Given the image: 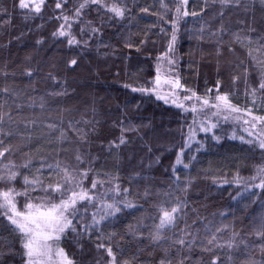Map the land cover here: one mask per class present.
Segmentation results:
<instances>
[{
  "label": "trees",
  "instance_id": "1",
  "mask_svg": "<svg viewBox=\"0 0 264 264\" xmlns=\"http://www.w3.org/2000/svg\"><path fill=\"white\" fill-rule=\"evenodd\" d=\"M84 2L44 0L37 13L20 0H0V175L17 173L0 181V193L30 189L24 177L64 185L67 168L80 186L74 181L64 198L72 190L92 197L78 201L77 231L60 241L74 264H111L109 247L115 264H264V149L257 139L264 119H255L264 118V5L101 0L77 16ZM113 4L123 17L103 6ZM73 37L78 43L69 44ZM158 66L159 76L178 77L181 87L157 92ZM192 92L209 105L184 99ZM217 94L240 109L234 118H222L231 111L223 107L212 115ZM39 188L31 197L43 196ZM15 202L24 211L30 201L18 195ZM173 207L174 223L158 228ZM13 229L0 215V264H24Z\"/></svg>",
  "mask_w": 264,
  "mask_h": 264
},
{
  "label": "snow or ice",
  "instance_id": "2",
  "mask_svg": "<svg viewBox=\"0 0 264 264\" xmlns=\"http://www.w3.org/2000/svg\"><path fill=\"white\" fill-rule=\"evenodd\" d=\"M97 3L99 4L101 0H85L84 3L79 5V8L76 10V15L79 16L82 9H84L88 3ZM187 0H184L186 3ZM222 4H229L231 0H220ZM44 3V0H39V2H34L32 5L26 2V0H20V7L22 9L32 8L35 12L39 13L41 10V5ZM236 3L239 4V0H236ZM261 5H264V0H260ZM104 7H108V10L115 14L117 17H123L124 9L113 4L111 7L108 5H103ZM57 8L61 7L60 3L56 4ZM146 11V9H145ZM177 13H180V8L176 9ZM184 15H188L187 12ZM195 15V13H193ZM69 18L67 16L64 17V20L67 21ZM63 25L61 29H63ZM93 31H97V29H93ZM163 31V30H162ZM61 36L66 35V33L61 30L58 33ZM56 35V33H54ZM176 32L175 27L173 33L171 35L170 42L168 44V52L174 51V44L176 42ZM69 44L78 43L75 38H71L68 41ZM167 57V53L163 57L159 59H165ZM169 65L175 63L174 60H167ZM71 63L76 64L75 60H72ZM262 65L261 69V82L259 83V89L264 90V61H260ZM247 71V70H245ZM160 68L157 67V77L156 82L159 83ZM236 79V78H234ZM174 84L175 87H181L179 83V78L177 77L174 81H170ZM133 91H137V89H133ZM141 92L148 91L147 89H139ZM218 91V89H217ZM256 89L252 90V94L255 95ZM195 97V99L202 102V105H209L208 99H202L197 96L195 92H192L191 96H185L184 99L191 100ZM157 99H164L165 103H168V99L165 96L157 95ZM217 103L212 104L211 107L217 109L216 112H213L212 115H219L221 108L230 109L231 111L238 112L240 109L236 108L229 102V97L227 94H217L215 97ZM172 103L176 104L177 107L184 108L183 103H177L176 100H173ZM188 109H185L187 111ZM192 112H196L197 109L195 106L191 108ZM227 119V117H225ZM256 120H262L264 118L255 117ZM247 123V121H245ZM216 125H212L215 127ZM253 128L256 127L255 124L252 125ZM207 130V129H205ZM250 135L252 133H249ZM258 146L261 149H264V132L257 133ZM252 143V141H248ZM125 143L123 136L120 138V144ZM3 153H0L2 156ZM76 160L78 162H83L80 154L76 155ZM177 164L181 163L180 156L177 157ZM23 167H28L27 164H24ZM59 167V165H57ZM187 167V165H185ZM64 171V185L57 183L55 186L48 185L47 187L43 186L42 181L38 178L29 180L27 177H24V184L26 186H31L29 189L26 187L24 192H15L14 189H8L0 193V215L4 216L11 225L14 226L13 231H15L20 238V244L23 249V257L24 264H74L72 260H70L65 253L64 249L60 247V241L65 236L66 232L70 229L72 232H76V227L73 225L72 220L76 217L78 209L76 207L78 201L88 200L91 201L92 197L89 196L87 191L81 190L79 193L72 190L71 195L64 198L69 191L68 186L71 185L74 181L76 182V186H80V181H76V178L72 175V173L67 169H63ZM259 172L264 173V167L259 169ZM17 176V173L11 171L7 177L4 175H0V181L5 179L14 180ZM87 172L81 173V177H86ZM36 185H40L39 191L43 193V196L31 197V192L36 191ZM259 187H264V181L261 182ZM97 187V182L93 181L92 188L95 189ZM60 193L59 203H56L54 200V194ZM23 195L26 198H29V201L25 205V211H20L17 209L15 196ZM32 200L39 201L38 203L31 202ZM107 208H112L113 205H106ZM119 211V209H116ZM179 211L178 207H173L170 211H164L163 215L160 219V224L158 228H163L166 225H171L174 223L176 217L175 214ZM100 219H104V216H101ZM94 223H99V221L95 220V214H93ZM89 228L88 225H84L85 231ZM159 239V236L156 237ZM183 243V241H180ZM211 243V241H209ZM98 248H105L104 244H98ZM109 257H112L111 264H115V257L113 256L112 249L109 247L106 249Z\"/></svg>",
  "mask_w": 264,
  "mask_h": 264
},
{
  "label": "rangeland",
  "instance_id": "3",
  "mask_svg": "<svg viewBox=\"0 0 264 264\" xmlns=\"http://www.w3.org/2000/svg\"><path fill=\"white\" fill-rule=\"evenodd\" d=\"M159 77H160L159 83L158 84L156 83V90H157V92H161V91L163 92L165 89H166V91H168V89L166 88L167 84L169 85L168 87H173L174 84L170 82L171 80H168V79L164 78L163 75H160ZM228 110H230V109H228ZM226 115H227V118H231V119L234 118L233 116H236V115H233V111H229V113L224 114L221 117L224 118ZM239 116H240V118H239L240 121L243 122L245 120L244 117L242 115H239ZM250 122H251V124H254L251 120H250ZM254 122H256V121H254ZM245 127H248V126H245ZM260 127H262V129L260 130V132H264V124H262V126L260 124Z\"/></svg>",
  "mask_w": 264,
  "mask_h": 264
}]
</instances>
